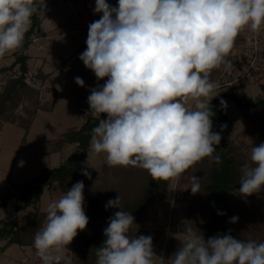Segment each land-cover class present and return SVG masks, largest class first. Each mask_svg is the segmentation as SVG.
Here are the masks:
<instances>
[{"label":"clouds","instance_id":"9594fccd","mask_svg":"<svg viewBox=\"0 0 264 264\" xmlns=\"http://www.w3.org/2000/svg\"><path fill=\"white\" fill-rule=\"evenodd\" d=\"M38 3L45 9V0H0V58L22 48ZM94 12L101 18L89 24L87 48L79 56L98 81L107 78L87 98V114L99 121L92 152L106 153L111 167L146 170L155 181L179 179L204 158L221 163L214 155L222 137L212 131L217 84L210 76L245 29L258 35L264 28V0H118L115 7L95 0ZM75 83L84 86L80 77ZM239 173L240 187L232 194L248 197L264 189V142L251 148L250 162ZM82 174L91 179L88 171ZM190 181L192 194L201 193V179L192 175ZM83 191L78 181L49 203L33 239L42 264H61L65 249L89 223ZM105 207L120 211L109 218L95 264H155L152 236L129 235L135 218L120 196ZM159 258L167 264H264V242L240 240L230 231L205 240L188 226L177 251Z\"/></svg>","mask_w":264,"mask_h":264},{"label":"rangeland","instance_id":"374dc122","mask_svg":"<svg viewBox=\"0 0 264 264\" xmlns=\"http://www.w3.org/2000/svg\"><path fill=\"white\" fill-rule=\"evenodd\" d=\"M106 2L113 7L118 4V0H106ZM45 5L42 15L43 27L36 30L27 51L30 56L27 82L36 88L37 92L34 97L25 96L20 101L16 109L19 116L16 121L6 120L0 115L1 193L15 192L17 186L38 175L43 168L57 166L63 162L73 151L75 144L62 143V135L69 128L80 127L85 122L86 115L90 112L87 98L91 94V89L102 86L107 79L98 81L94 73L79 59L80 54L87 48L89 24L100 19L102 15L94 12L95 0H46ZM248 35L251 38L234 46L225 57L220 75L218 74L213 80L217 87L212 96L233 89L241 94L243 87H247L249 93L244 90L253 97L264 94V28L258 35H252L245 29L244 36ZM255 36L259 41L258 56L263 52V57L260 56L261 69L245 75L244 66L255 51L252 41ZM15 58L16 51L6 54L0 58V68L10 65ZM14 70L18 71V65ZM42 73L48 74L49 77L41 78ZM10 74V71L0 72V90ZM241 74L244 76L242 80L234 81L232 85L225 84L226 81L234 80ZM76 77L84 81L83 87L75 83ZM36 99H39L41 105L52 109H39L26 133L20 125L23 121L21 116L29 117L28 110L35 107ZM227 111L234 121L232 141L245 157V163L250 162L251 148L258 146L262 137L257 125L258 118L254 115L252 119L244 116L233 102L228 103ZM105 163H107L106 153L97 155L90 148L86 171L91 174L95 183H102L98 176H102L105 171L114 175L120 169H125L124 166H110L109 170H104ZM139 169L134 167V170ZM197 171L198 166L195 164L179 179L170 180L165 199L160 201L157 211L150 214L149 221L143 223V233L140 235L152 236L154 252L164 260H167L164 252L168 239L178 236L184 240L186 227L191 226L194 230L190 222L185 224L182 222L190 221L191 216H198L194 203L188 197L190 177L196 176ZM111 177L113 179V176ZM107 186L104 188L108 192L110 187ZM44 191L40 207L47 212L49 203L58 200L64 193L59 192L52 185L46 186ZM33 211V208L27 209L29 213ZM14 216L16 212L11 206L5 210L4 217ZM138 225L136 223L134 227H139ZM107 226L108 223L105 228ZM263 227L264 220L255 230L260 233ZM256 231L252 234L255 235ZM262 238L260 242H264V236ZM4 244L5 241L0 242V264H42L33 246L15 244L7 250H1ZM75 255L73 250L65 249L61 264L65 261L67 264H78ZM159 257L154 258L155 264H167V261H161Z\"/></svg>","mask_w":264,"mask_h":264},{"label":"trees","instance_id":"16d2710c","mask_svg":"<svg viewBox=\"0 0 264 264\" xmlns=\"http://www.w3.org/2000/svg\"><path fill=\"white\" fill-rule=\"evenodd\" d=\"M37 7L38 12L31 18L30 30L25 35L22 48L16 51L15 60L10 65L0 68V72H11L0 90V115L6 120L16 121V118H19L16 109L19 107L20 101L25 96L34 97L37 92V89L27 82L30 57L27 51L36 30L43 27L44 9L40 3L37 4ZM249 38V35L244 36V32H242L236 38L234 46ZM260 56L263 57V52ZM17 65L18 71H15ZM223 66L222 64L212 71L210 80L213 81L218 77V74L220 75ZM251 73H255V71ZM48 77L49 75L46 73L41 74L43 79ZM221 100L226 101V107L221 106ZM229 102H233L240 112L249 119H252V115L258 118L257 125L262 133L260 143L264 142V94L253 97L246 93L244 88H242L241 94L233 89L224 91L211 100L210 107L214 113L212 131L219 133L222 137L220 144L216 146L214 155L220 156L221 163L212 162L210 158H204L196 163L198 166L196 176L201 179V193L194 195L189 189L188 197L194 203L195 210L198 211L197 217L191 216L190 224L194 227V231L200 230L203 233L205 240L230 231L234 237L240 240L252 239L259 243L264 236V227L260 233L255 229H258L264 220V189L248 197L230 192L233 189L238 190L240 187L239 168L245 163V157L232 141L234 121L227 111ZM39 109L49 110L52 107H45L40 104L39 99H36L35 107L28 110L29 117L21 116L23 121L20 125L26 133H28ZM101 118L106 119V114H102ZM98 122V118L87 114L85 122L80 127L69 128L62 135V143L75 144L73 151L62 163L43 168L38 175L17 186L15 192H0V242L5 241L1 250H5L12 244L33 246L34 235L46 220L47 212L40 207L45 187L52 185L59 192L65 194L78 181L84 183V210L89 218L85 230L78 231L77 236L68 245V249L75 252L78 264H95V248L100 247L106 240L105 225L115 212L120 211V209L112 207L106 209L105 206L109 200L120 196L124 210L131 212L135 218V224H139V227H134L135 224H133L129 232L130 236L138 237L143 233V223L149 221L150 214L156 212L160 201L165 199L170 180H152L146 170L139 169V167H136L139 170H134L133 166H127L124 170L120 169L114 175H110L106 171L103 172L102 176H98L102 183H95L92 178L89 179L83 175L82 172L86 170L89 160L92 129L98 125ZM108 167L110 166L105 163L103 169L109 170ZM106 185L110 187L108 192L104 188ZM7 206H11L16 212L15 220L1 217V210ZM28 208H33L34 211L29 213L27 212ZM21 212L22 214H20ZM218 212L224 214L221 215ZM234 216L239 218L238 221L230 223V218ZM254 231H256L255 235L252 234ZM182 241L178 236L168 239L164 252L167 259L177 251Z\"/></svg>","mask_w":264,"mask_h":264},{"label":"built area","instance_id":"2783aa9c","mask_svg":"<svg viewBox=\"0 0 264 264\" xmlns=\"http://www.w3.org/2000/svg\"><path fill=\"white\" fill-rule=\"evenodd\" d=\"M253 41V45L255 48V51L253 52V54L250 55V58L247 59V64L246 66H244V74H250L252 71H256V70H260L261 66H260V56H258V38L255 36L252 38ZM244 78L243 74H241L239 77L234 78V80H228L225 82V84L227 85H232L234 83V81H240Z\"/></svg>","mask_w":264,"mask_h":264},{"label":"crops","instance_id":"0c3cea01","mask_svg":"<svg viewBox=\"0 0 264 264\" xmlns=\"http://www.w3.org/2000/svg\"><path fill=\"white\" fill-rule=\"evenodd\" d=\"M244 84H245V82H244ZM243 88L246 89V91L248 92L247 87H246V88L243 87ZM248 93H249V92H248ZM49 153H50V152H49ZM44 192H45V191H44ZM43 194H44V193H43ZM9 207H10V206H7V207H5V208H3V209L1 210V217L4 218V219H7V220H14L16 216H14V217H4V212H5V210L9 209ZM44 224H45V223H44ZM12 245H15V244H12ZM12 245H10V246H12ZM10 246H9V247H10ZM9 247H7L6 250L9 249ZM4 253H5V252H4ZM0 257H1V255H0Z\"/></svg>","mask_w":264,"mask_h":264}]
</instances>
